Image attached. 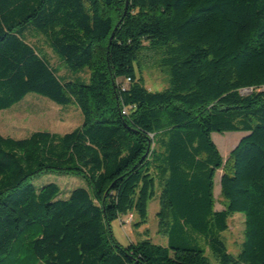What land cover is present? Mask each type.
<instances>
[{
  "label": "trees",
  "instance_id": "1",
  "mask_svg": "<svg viewBox=\"0 0 264 264\" xmlns=\"http://www.w3.org/2000/svg\"><path fill=\"white\" fill-rule=\"evenodd\" d=\"M126 2L0 0V110L35 94L83 115L64 134L0 133V262L26 249L35 264H212L209 249L218 264H264V0H129L127 12ZM146 49L169 73L161 91L138 72ZM233 131L247 134L225 163L212 134ZM50 172L86 186L38 187ZM156 182L168 245H122L112 223H147ZM238 212L244 240L233 255L222 235Z\"/></svg>",
  "mask_w": 264,
  "mask_h": 264
},
{
  "label": "rangeland",
  "instance_id": "2",
  "mask_svg": "<svg viewBox=\"0 0 264 264\" xmlns=\"http://www.w3.org/2000/svg\"><path fill=\"white\" fill-rule=\"evenodd\" d=\"M28 41L39 47L51 64L59 70V75L71 78L72 73L61 62L58 56L49 47L45 37L41 35H28ZM139 74L143 77L145 86L151 91H161L169 86V73L160 64V54L146 49L140 56L137 65ZM81 77L88 79L89 71L81 74ZM248 91H244L247 93ZM83 123V115L77 104L67 106L59 105L56 102L35 94H30L20 104L11 109L0 110V133L16 138L29 136L37 130H48L64 134L74 130ZM247 133L243 131H233L226 133L214 132L212 134L214 142L217 144L226 163L232 149L238 144L240 139ZM224 169H219L215 178V198L216 208L223 209L225 200L220 194V180ZM38 187L48 182H57L63 192L68 194L75 187L86 186V181L82 176L71 175L60 172L45 173L35 180ZM160 186L156 182V194L152 197L148 205V221L141 227L135 226L138 217L129 221L128 216H124L127 222L121 223L120 219L112 223L114 237L124 246L131 242L142 241L150 238L154 243L167 246L169 237L159 233L158 211ZM246 215L243 212L235 213L229 218V230L223 233L222 237L226 241L229 252L237 255L241 250L244 240ZM212 264H218L217 259L208 249ZM0 264H35L30 257L29 250H16L7 256Z\"/></svg>",
  "mask_w": 264,
  "mask_h": 264
},
{
  "label": "water",
  "instance_id": "3",
  "mask_svg": "<svg viewBox=\"0 0 264 264\" xmlns=\"http://www.w3.org/2000/svg\"><path fill=\"white\" fill-rule=\"evenodd\" d=\"M128 4H129V0H127V2H126V12H127V10H128ZM125 12V13H126ZM113 38V37H112Z\"/></svg>",
  "mask_w": 264,
  "mask_h": 264
},
{
  "label": "built area",
  "instance_id": "4",
  "mask_svg": "<svg viewBox=\"0 0 264 264\" xmlns=\"http://www.w3.org/2000/svg\"><path fill=\"white\" fill-rule=\"evenodd\" d=\"M133 219V215L131 214L130 216H129V221H131Z\"/></svg>",
  "mask_w": 264,
  "mask_h": 264
}]
</instances>
